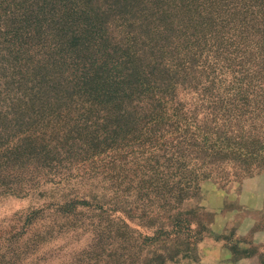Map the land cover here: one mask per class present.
Returning a JSON list of instances; mask_svg holds the SVG:
<instances>
[{
    "label": "trees",
    "instance_id": "obj_1",
    "mask_svg": "<svg viewBox=\"0 0 264 264\" xmlns=\"http://www.w3.org/2000/svg\"><path fill=\"white\" fill-rule=\"evenodd\" d=\"M235 16L236 0H0V194L54 190L98 160L122 192L117 160L147 151L129 190L189 195L186 157L235 156L206 130L236 112V35L224 33ZM108 228L132 241L124 224Z\"/></svg>",
    "mask_w": 264,
    "mask_h": 264
},
{
    "label": "rangeland",
    "instance_id": "obj_2",
    "mask_svg": "<svg viewBox=\"0 0 264 264\" xmlns=\"http://www.w3.org/2000/svg\"><path fill=\"white\" fill-rule=\"evenodd\" d=\"M235 17L236 31L224 33L236 35V112L218 115V129L206 126L235 156L186 157L185 175L197 177L188 176L191 193L179 202L164 204L152 192L139 199L129 190L132 174L149 162L147 151L117 160L116 171L127 182L122 192L98 160L85 172L74 168L72 179L54 190L2 193L0 264H264V0H236ZM159 132L162 141L171 140L166 130ZM71 202L77 204L65 206ZM114 223L133 230L134 243L114 240L108 228ZM118 245L127 249L109 257ZM157 254L162 258L151 262Z\"/></svg>",
    "mask_w": 264,
    "mask_h": 264
}]
</instances>
